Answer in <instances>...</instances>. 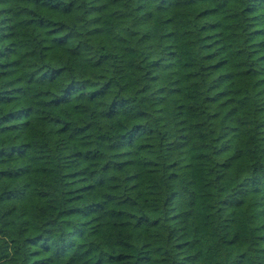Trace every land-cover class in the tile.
<instances>
[{
    "label": "trees",
    "instance_id": "trees-1",
    "mask_svg": "<svg viewBox=\"0 0 264 264\" xmlns=\"http://www.w3.org/2000/svg\"><path fill=\"white\" fill-rule=\"evenodd\" d=\"M0 264H264V0H0Z\"/></svg>",
    "mask_w": 264,
    "mask_h": 264
}]
</instances>
